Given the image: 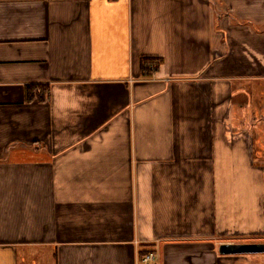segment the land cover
Here are the masks:
<instances>
[{
  "label": "crops",
  "instance_id": "obj_1",
  "mask_svg": "<svg viewBox=\"0 0 264 264\" xmlns=\"http://www.w3.org/2000/svg\"><path fill=\"white\" fill-rule=\"evenodd\" d=\"M256 81L264 0H0V264H264Z\"/></svg>",
  "mask_w": 264,
  "mask_h": 264
},
{
  "label": "rangeland",
  "instance_id": "obj_2",
  "mask_svg": "<svg viewBox=\"0 0 264 264\" xmlns=\"http://www.w3.org/2000/svg\"><path fill=\"white\" fill-rule=\"evenodd\" d=\"M248 90L252 95L251 104L247 108V114L249 117L248 120L246 117L244 118L241 128L244 129L245 127H248L251 129L250 134L254 140L256 164L262 165L264 164V82L256 81ZM246 97L247 95L245 92H240V94H238L239 102L246 104ZM253 113L254 116H252ZM261 238H263V236L259 235V237L257 236L253 240ZM252 256L264 258V254H256Z\"/></svg>",
  "mask_w": 264,
  "mask_h": 264
},
{
  "label": "water",
  "instance_id": "obj_3",
  "mask_svg": "<svg viewBox=\"0 0 264 264\" xmlns=\"http://www.w3.org/2000/svg\"><path fill=\"white\" fill-rule=\"evenodd\" d=\"M222 254L264 253V243H224L220 246Z\"/></svg>",
  "mask_w": 264,
  "mask_h": 264
},
{
  "label": "trees",
  "instance_id": "obj_4",
  "mask_svg": "<svg viewBox=\"0 0 264 264\" xmlns=\"http://www.w3.org/2000/svg\"><path fill=\"white\" fill-rule=\"evenodd\" d=\"M160 65H161V59L160 58H143L142 59V73L145 76L151 75L159 69ZM153 66H154V68H153ZM45 92H46V90H45Z\"/></svg>",
  "mask_w": 264,
  "mask_h": 264
},
{
  "label": "built area",
  "instance_id": "obj_5",
  "mask_svg": "<svg viewBox=\"0 0 264 264\" xmlns=\"http://www.w3.org/2000/svg\"><path fill=\"white\" fill-rule=\"evenodd\" d=\"M157 256L158 254L156 253V251H149L142 257L141 263L142 264H155Z\"/></svg>",
  "mask_w": 264,
  "mask_h": 264
},
{
  "label": "bare ground",
  "instance_id": "obj_6",
  "mask_svg": "<svg viewBox=\"0 0 264 264\" xmlns=\"http://www.w3.org/2000/svg\"><path fill=\"white\" fill-rule=\"evenodd\" d=\"M154 71V70H153ZM237 255V254H236Z\"/></svg>",
  "mask_w": 264,
  "mask_h": 264
}]
</instances>
